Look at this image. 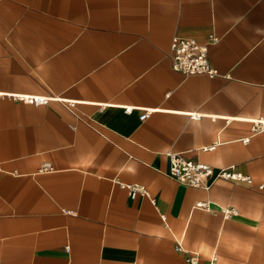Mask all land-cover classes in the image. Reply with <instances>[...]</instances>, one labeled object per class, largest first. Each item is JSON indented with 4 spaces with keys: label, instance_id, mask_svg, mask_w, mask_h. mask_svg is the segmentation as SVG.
<instances>
[{
    "label": "crops",
    "instance_id": "crops-1",
    "mask_svg": "<svg viewBox=\"0 0 264 264\" xmlns=\"http://www.w3.org/2000/svg\"><path fill=\"white\" fill-rule=\"evenodd\" d=\"M210 35L219 76L173 70ZM262 117L264 0H0V264H264ZM168 152L252 183L180 184Z\"/></svg>",
    "mask_w": 264,
    "mask_h": 264
},
{
    "label": "built area",
    "instance_id": "built-area-1",
    "mask_svg": "<svg viewBox=\"0 0 264 264\" xmlns=\"http://www.w3.org/2000/svg\"><path fill=\"white\" fill-rule=\"evenodd\" d=\"M217 38L210 35L206 42H198L192 38H182L175 36L171 40L170 44V60L173 70L180 72L183 75H206L209 78H214L219 76L216 68H214L207 57L208 46L214 44ZM14 101H22L25 103L33 105H43L48 102V98H42L38 96H28L22 94H14L8 96ZM104 106H100L102 109ZM132 108L126 107L124 111L129 113ZM154 110H143L139 116L140 121H144L153 113ZM195 119L200 118L199 115L191 116ZM251 132L252 134L263 133L264 132V117L254 119L251 122ZM167 156L169 158V171L168 175L180 184L191 186L194 188L208 189L210 183L208 179L212 176L215 178H222L224 180H231L236 182H245L247 184L252 183L250 176L234 172L232 168H224L218 170L216 173L214 169L202 163H196L190 160L184 159L177 153L168 152ZM50 169L49 164H45L44 170ZM132 195L138 193L141 195H146V190L142 186H126ZM260 187H263L260 186ZM151 203L155 205V200H151ZM197 208H202L205 210H210L207 202H198L195 205ZM221 212L225 218H229L236 214V210L223 208ZM164 219V216H162ZM177 252L183 251L180 244L177 243L174 247ZM65 251L68 252L69 248L65 247ZM184 264H199V257L197 254L189 253L184 258ZM206 264H216V257L210 258Z\"/></svg>",
    "mask_w": 264,
    "mask_h": 264
}]
</instances>
